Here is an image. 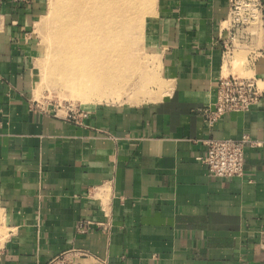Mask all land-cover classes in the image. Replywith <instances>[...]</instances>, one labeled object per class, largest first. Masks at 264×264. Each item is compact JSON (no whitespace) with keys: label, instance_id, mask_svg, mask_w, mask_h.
<instances>
[{"label":"crops","instance_id":"0c3cea01","mask_svg":"<svg viewBox=\"0 0 264 264\" xmlns=\"http://www.w3.org/2000/svg\"><path fill=\"white\" fill-rule=\"evenodd\" d=\"M261 3L225 55L230 0H156L164 94L67 120L30 99L44 0H0V264H264V94L212 127L198 111L237 65L264 87ZM243 135V174L211 176L202 141Z\"/></svg>","mask_w":264,"mask_h":264},{"label":"bare ground","instance_id":"6f19581e","mask_svg":"<svg viewBox=\"0 0 264 264\" xmlns=\"http://www.w3.org/2000/svg\"><path fill=\"white\" fill-rule=\"evenodd\" d=\"M60 6L54 47L44 51L46 56L50 53V57H55L53 70L57 68L60 79L82 94L83 99H109L108 91L114 87L108 90L106 81L116 70L117 62L109 56L123 48H136L144 20L152 12V0H61ZM160 81L154 80L156 84Z\"/></svg>","mask_w":264,"mask_h":264},{"label":"rangeland","instance_id":"374dc122","mask_svg":"<svg viewBox=\"0 0 264 264\" xmlns=\"http://www.w3.org/2000/svg\"><path fill=\"white\" fill-rule=\"evenodd\" d=\"M152 2V12H149L147 20H144L145 24H143L144 27H142L143 31L140 36L142 38L136 44V48H123L120 52H114L115 56L112 57L113 53H111V57L109 56L111 60H113L112 58L117 59L115 62L116 70L111 75L109 74L111 77L108 76L107 78L110 77V80L106 81L107 86H109L107 87L108 90L114 87L112 88L113 91H108L109 99L94 101V99H83L82 94L72 90L68 82L62 81L57 68L53 70L51 66L55 57H50V53L46 56L44 52L45 48L54 47L53 35L57 32L55 31L57 29V12L61 7V0H44V11L33 27L35 51L30 63V99L34 104L52 109L54 113L64 116L70 112L77 113L76 111L85 110L87 107L98 104L136 105L159 99L162 96V85L158 83V86L154 80L163 79L165 81L163 65V48L165 47L160 37L156 0H152ZM54 6H56L55 10ZM52 9L53 11H51ZM52 19L54 20L52 21ZM256 21L258 22L257 19ZM233 68L238 69V75H235L249 77L244 73L241 74L244 72L243 65H237ZM224 74H227V70ZM144 90L145 92H142ZM157 95L159 96L156 97ZM2 239L3 235L0 231V242Z\"/></svg>","mask_w":264,"mask_h":264},{"label":"built area","instance_id":"2783aa9c","mask_svg":"<svg viewBox=\"0 0 264 264\" xmlns=\"http://www.w3.org/2000/svg\"><path fill=\"white\" fill-rule=\"evenodd\" d=\"M27 3L31 0H14ZM261 0H230L227 28L231 32L229 41L224 46L225 55L232 51L233 40L237 32L251 26L261 12ZM230 44V45H229ZM264 87L251 77L237 76L233 73L220 75L215 85V100L212 104L200 108L198 111L209 127H212L228 112H243L255 106L262 95ZM84 116V113H80ZM67 120H77L76 114L70 112L64 115ZM206 152L200 158L208 173L218 178L239 177L243 174L245 148L248 144H255L246 135L239 139H218L208 137L202 141ZM89 222L80 220L76 223V230L80 233L89 231ZM47 264H74L69 252L59 254Z\"/></svg>","mask_w":264,"mask_h":264}]
</instances>
